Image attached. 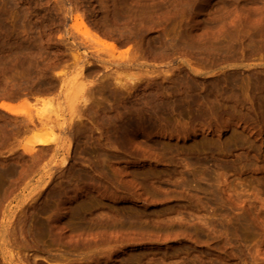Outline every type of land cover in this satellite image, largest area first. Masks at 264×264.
<instances>
[{
	"label": "rangeland",
	"instance_id": "374dc122",
	"mask_svg": "<svg viewBox=\"0 0 264 264\" xmlns=\"http://www.w3.org/2000/svg\"><path fill=\"white\" fill-rule=\"evenodd\" d=\"M197 1L0 0V103L21 111L0 108V264H264V0Z\"/></svg>",
	"mask_w": 264,
	"mask_h": 264
},
{
	"label": "bare ground",
	"instance_id": "6f19581e",
	"mask_svg": "<svg viewBox=\"0 0 264 264\" xmlns=\"http://www.w3.org/2000/svg\"><path fill=\"white\" fill-rule=\"evenodd\" d=\"M111 1H112V0H111ZM190 1H194V0H178V3H175V4H176V5H181V4H182L181 6H183V5H189L188 7H190V5H191V4L189 3ZM198 1H199V0H198ZM198 1H197V2H198ZM100 2H101V1H100ZM100 2H98V3H100ZM108 2H109V0H108ZM114 2H115V1H113V4H114ZM201 2H202V1H201ZM201 2H200V3H201ZM183 3H185V4H183ZM187 3H188V4H187ZM191 3H192V2H191ZM101 4H102V3H101ZM117 4H118V3H116V5H117ZM192 4H193V3H192ZM110 5H111V3H110ZM110 5H109V6H110ZM116 5H115V9L118 8L119 6H120V7H121V6H124V4H123V5H120V4H119V6H116ZM205 5H206V4H205ZM109 6H108V7H109ZM202 6H203V5H202ZM113 7H114V6H113ZM120 7H119L120 11H115L114 8H112L111 10L108 8V9L110 10V12L108 11V12H109V18H108V17L106 18V19H109V21H110V22H108V23H110L108 26H110L111 24H114V23L117 22V21H119V23H120V20H121V19H123V18L125 19V18H126V16H124V14H123L124 11L122 12V10H123L124 8L126 9V8H128V7H126V5L124 6V8H122V7L120 8ZM174 7H175V6H174ZM177 7H178V6H177ZM183 7H184V6H183ZM186 7H187V6H186ZM193 7H194V6H193ZM102 8H103V7H102ZM178 8H180V6H179ZM208 8H209V7H208ZM208 8H207V9H204V10L207 11ZM119 9H116V10H119ZM121 9H122V10H121ZM189 9H190V8H189ZM193 9H195V8H193ZM193 9H192V10H193ZM126 10H128V9H126ZM129 10H130V8H129ZM186 10H187V9H186ZM192 10H191V11H192ZM1 11H2V10H1ZM3 11H4V10H3ZM137 11H138V10H137ZM184 11H185V10H184ZM193 11L196 13L198 10L195 9V10H193ZM208 11H209V10H208ZM97 12H98V11H97ZM108 12H107V13H108ZM138 12H139V11H138ZM138 12H136V10H135V13H138ZM76 13H77L76 15L74 14V23H73L72 26H74V27H78V28H82L83 31H84V32H83L84 35H86L87 37H93L92 35H95V37H96L99 33H97V35H96V34H95L96 32L94 33V32L90 29L89 24H87L88 21L86 22L85 19H84V17H82L81 14H78V12H76ZM107 13H106V14H107ZM124 13H127V12H124ZM140 13H141V12H140ZM103 14H104V13H103ZM106 14H105V15H106ZM191 14H192V13H191ZM2 15H3V14H1L0 17H1ZM105 15H103L104 17L102 16V17H103V18H102V21H104V19H105V17H106ZM128 15H130V14L127 13V16H128ZM192 15H193V14H192ZM3 17H4V16H3ZM3 17H2L1 20H0L1 22H2ZM98 17H99V16H98ZM138 17H140V16H138ZM100 18H101V17H99V19H100ZM4 19H6V18L4 17ZM106 19H105V20H106ZM139 19H144V17L139 18ZM142 21H143V20H142ZM142 21H141V22H142ZM105 22H106V21H105ZM141 22H140V23H141ZM99 23H100V22H98L97 24L100 26L101 23H100V24H99ZM106 23H107V22H106ZM106 23H105V25H106ZM126 23H127V22H126ZM140 23H139V24H140ZM144 23H145V22H144ZM0 24H1V23H0ZM145 24H147V23H145ZM102 25L104 26V24H102ZM119 25H120V24H119ZM137 25H138V24H137ZM140 25H141V28H140L139 25H138L139 27H138V26H137V27L140 28V29L142 30V24H140ZM14 26H15V25H14ZM103 26H102V27H103ZM108 26H107V27H108ZM144 26H145V25H144ZM144 26H143V28H144ZM260 26H261V25H260ZM262 26H263V25H262ZM262 26H261V27H262ZM0 27H1V25H0ZM6 27H7V26H6ZM104 27H105V26H104ZM111 27H112V26H111ZM111 27L109 28V30L111 29V31H112V28L114 27V25H113L112 28H111ZM146 27H147V26H146ZM150 27H151V26H150ZM263 27H264V26H263ZM263 27H262V28H263ZM2 28H3V26H2ZM4 28H5V27H4ZM4 28H3V29H4ZM8 28H9L8 30H10V26H9V25H8ZM105 28H106V27H105ZM117 28H120V27L118 26ZM135 28H136V26H135ZM138 28H137V29H138ZM3 29H2V30H3ZM5 29H6V28H5ZM14 29H15V28H14ZM100 29H101V28H100ZM106 29H107V28H106ZM106 29H105V30H106ZM113 29H115L116 31L118 30V29H116V27L113 28ZM140 29H139V30H140ZM150 29H151V28H150ZM8 30L6 29L5 31H4V30H3V31H4V33H5V32H7ZM109 30L107 29L106 31L109 32ZM134 30H135V29H134ZM141 30H140V31H141ZM146 30H147V28H146ZM146 30H144V32H143L144 35H145ZM148 30H149V28H148ZM0 31H1V30H0ZM12 31H13V30H12ZM14 31H15V30H14ZM14 31H13V32H14ZM96 31H97V30H96ZM100 31H101V30H100ZM111 31H110L109 33H112ZM116 31H115V32H116ZM140 31H139V32H140ZM142 31H143V30H142ZM9 32H10V31H9ZM91 32H93V33H91ZM113 32H114V31H113ZM118 33H121V32H118ZM186 33H187V32H186ZM186 33L184 34V36L187 35ZM189 33H190V32H189ZM137 34H138V33H137ZM139 34H140V33H139ZM148 34H149V33H148ZM192 34H193V33H192ZM144 35H143V36H144ZM150 35H151V34H150ZM196 35H197V34L193 35L192 37H191L190 34L187 35L188 38H189V39L186 38V39H188V43H187L186 39L184 40L183 38H182V39L179 38V39H181V41L184 40L187 44H186L184 41H183V43H184L183 45L181 44L182 42H180V45H176V44H177L176 42H175V44H173V42H172V44H173L174 47H175V45H176V47L178 46V47H180L182 50H185V49L195 50V48L198 50V48H197L198 46H197V45H200V47H199L200 50H214V51H216V49H219V48H220L219 50H223V49L226 50V49H225L226 47H224V45L222 46V44H220V43H219L218 45H216L218 42L215 44L214 42L212 43V42H209V41H208L209 43H212V45H213V44L216 45V46L213 45V47H218L219 45H221V46H219L218 48H212V49H210L211 44H210V47H208L209 44H208V45H207L206 43H205V44H201V43H204V42H202V40H204V38L198 35L199 37L197 36L198 38L196 39ZM99 36H100V34H99ZM136 36H137V35H136ZM182 36H183V35H182ZM184 36H183V37H184ZM187 36H186V37H187ZM194 36H195V37H194ZM6 37H7V36H6ZM83 37H84V36H83ZM97 37H98V36H97ZM147 37H148V36H147ZM142 38H143V37H142ZM145 38H146V37H145ZM148 38H149V37H148ZM191 38H192V39H191ZM199 38H200V39L202 38V40H200ZM151 39H152V37H151ZM179 39L177 40V41H178V44H179ZM190 39H191V41H189ZM198 39L200 40L201 43L198 42V41H199ZM143 40H144V39H143ZM207 40H208V39H207ZM3 41H4V40H3ZM3 41H1V42H3ZM7 41H8V40H7ZM5 42H6V41H5ZM146 42H147V41H146ZM163 42H164V41H161V39H158V38H157L156 41H154V39L151 40V41L149 40L148 43H147V49L149 48L148 50H153V48H154V49L156 50L157 47H160L161 44H163ZM205 42H207L206 39H205ZM208 42H207V43H208ZM259 42L261 43V46H259L258 48H263V47H264V38H261V39L259 40ZM7 43H8V42H7ZM16 43H17V42H16ZM76 43H77V42H76ZM170 43H171V42H170ZM170 43H169V44H170ZM0 44H1V43H0ZM22 44H23V43H22ZM88 44H90V43H88ZM139 44H140V43H139ZM139 44H138V45H139ZM141 44H142V42H141ZM165 44H166V43H165ZM167 44H168V43H167ZM169 44H168V45H169ZM172 44H171L169 47H171ZM2 45H3V44H2ZM7 45H8V44H7ZM7 45H6V46H7ZM19 45H20V44H19ZM77 45H78V43H77ZM77 45L75 44V42H72V45H70V46H72V49H71V50H75V49H73V47L75 48V46H77ZM138 45H137V46H138ZM145 45H146V44H145ZM168 45H167V46H168ZM181 45H182V46H181ZM3 46H4V45H3ZM12 46H13V45H12ZM79 46H80V45H79ZM79 46H77V47L79 48ZM140 46L142 47V45H139L138 47L135 46V47H136L137 50H138V48H139ZM167 46H163V47H165V49H166V48H168ZM196 46H197V47H196ZM4 47H5V46H4ZM13 47H14V46H13ZM77 47H76V48H77ZM109 47H110L112 50H116V49H117V46H116L115 44H110ZM141 47H140V49H142ZM174 47H173V48H174ZM222 47H224V48L221 49ZM250 47H251V46H250ZM69 48H70V47H69ZM143 48H144V46H143ZM171 48H172V47H171ZM171 48H170V49H171ZM5 49H6V48H5ZM18 49H20V48L18 47ZM140 49H139V50H140ZM159 49H161V48H159ZM181 49H180V50H181ZM252 49L255 50L254 47H253ZM256 49H257V48H256ZM142 50H146V46H145V49H142ZM163 50H164V48H163ZM167 50H169V49H167ZM176 50H179V49L177 48ZM219 50H218V51H219ZM259 50H260V49H259ZM76 52H77V51H76ZM76 52H75V53H76ZM73 53H74V52H73ZM78 53H79V52H78ZM133 53H134V52H133ZM0 55H1V54H0ZM14 55H15V54H14ZM72 55H73V54H72ZM135 55H136V54H135ZM2 57H3V55H2ZM2 57H1V58H2ZM72 57H74V58H73L74 61H76V62L78 61L79 64H80V62L82 61V60H81V57H80V54H79V55H78V54H74V56H72ZM85 58H86V57H83L84 60H85ZM132 58H133V57H132ZM80 60H81V61H80ZM96 61H98V60L96 59ZM74 63H75V62H74ZM83 63L88 64L87 62H83ZM91 63H92V62H91ZM91 63H89L88 65H90ZM93 63H95V62H93ZM93 63H92V64H93ZM101 63H102V61H101ZM76 64H77V63H76ZM86 64H84V65L87 66ZM126 64H127V63H126ZM102 65H103V64H102ZM77 66H78V65H77ZM85 66H84V67H85ZM81 67H82V66H81ZM92 67H93V65H92ZM82 68H83V67H82ZM85 68H86V67H85ZM89 68H90V67H89ZM26 69H27V68H26ZM86 69H88V66H87ZM93 69H94V68H93ZM82 70H83V69H81V70L79 71V73L82 74ZM88 71H89V70H88ZM35 73H37V72H35ZM79 73H78V75H79ZM26 74H27V73H26ZM38 74H39V73H38ZM27 75H28V74H27ZM83 75L85 76L84 73H83ZM83 75H82V76H83ZM32 76H33V74H32ZM86 76H87V74H86ZM234 78H235V77H234ZM234 78H233V80H234ZM236 80H237V79H236ZM236 80H234V81H236ZM258 80H259V79H258ZM262 81H263V80H262ZM262 81H260V82H262ZM236 82L239 83L238 81H236ZM257 82H258V81H257ZM81 83H82V82H81ZM81 83H80V84H81ZM263 83H264V82H263ZM84 84H85V83H84ZM232 84H234V82L231 83V85H232ZM258 84H259V82H258ZM261 84H262V83H261ZM261 84H260V85H261ZM188 85L191 86V85H193V84L191 83V85H190V84H188ZM231 85H229V86H231ZM235 85H236V84H234V86H235ZM263 85H264V84H263ZM81 86H82V85H81ZM101 86H102V85H101ZM121 86H124V85L121 84ZM126 86H127V85H126ZM179 86H181V83H180ZM182 86H184V83H183ZM185 86H186V85H185ZM193 86H194V87H193L194 89L197 87L196 85H193ZM261 86H262V85H261ZM174 87H176V86H174ZM174 87H171V88H174ZM177 87H178V86H177ZM191 87H192V86H191ZM259 87H260V86H259ZM262 87H264V86H262ZM83 88H85L84 85H83ZM127 88H128V87H127ZM171 88H170V89H171ZM89 89H91V88H88V89H87V87H86L87 94H88V91H90ZM186 89L189 90L190 87H189V89H188V86H187ZM186 89H185V90L183 89V93H185ZM191 89H192V88H191ZM229 89H231V88H229ZM260 89H261V87L259 88V90H260ZM91 90H93V89H91ZM174 90H175V88H174ZM181 90H182V88H181ZM262 90H264V89H261V91H262ZM167 91H168V90H167ZM171 91H173V89H172ZM171 91H169V94H168L169 96L171 95L170 93H172ZM177 91H178V90L176 89L175 92H176V93H179V92H177ZM179 91H180V88H179ZM223 91L225 92V89H223ZM92 92H93V91H92ZM259 92H260V91H259ZM154 93L157 94L156 92H154ZM91 94H92V93H91ZM158 94H160V93H158ZM172 94H174V93H172ZM185 94H187V92H186ZM259 94H260V93H259ZM263 94H264V92H263ZM263 94L261 93V96H262ZM168 95H167V96H168ZM183 95H184V94H182V96H183ZM206 95H207V94H206ZM206 95H205V96H206ZM208 95H209V93H208ZM210 95H211V94H210ZM210 95H209V96H210ZM153 96H155V95H153ZM156 96H157V95H156ZM159 96H160V95H159ZM159 96H158V98L160 99ZM162 96H163V95H162ZM172 96H173V95H172ZM174 96H175V94H174ZM182 96H181V98H182ZM186 96H187V95L183 96V98H182L183 100L178 99V102L175 100L176 105L179 103L180 100H181L182 103H183V101H185L184 98H185ZM85 97L88 98L87 96H85ZM145 97H146V96H145ZM164 97H166V96H164ZM178 97H180V96H178ZM203 97H204V96H203ZM206 97H207V96H206ZM210 97H211V96H210ZM86 98H85V100H84L85 102L83 101V103H84L83 105L85 106V108L90 107V109H92L93 104H94V103H92L93 100L91 99L92 101H90V99L88 100V99H86ZM154 98H155V97H154ZM156 98H157V97H156ZM167 98H168V97H167ZM173 98H174V97H173ZM188 98H189V95H188ZM218 98H219V97H218ZM254 98H256V97H254ZM145 99H146V98H145ZM145 99H144V101H145ZM169 99H170V98H169ZM169 99H168V100H169ZM250 99H251V98H250ZM256 99H258V97H257ZM37 100H40V99H37ZM42 100L44 101V99H42ZM42 100H41V102H42ZM168 100H164V99L162 98L161 102H164V103H162V104H167V103H168ZM170 100H171V99H170ZM187 100H188V99H187ZM190 100H192V99L189 98L188 101H190ZM218 100H219V99H218ZM218 100H217V101H218ZM252 100H253V98H252ZM47 101L49 102V100H47ZM47 101H44V102H47ZM51 101H52V99L50 100L49 103L47 102L46 104H51ZM147 101H148V102L151 101V98H150V99L148 98V100H146V102H147ZM152 101H153V99H152ZM157 101H159V100L157 99ZM172 101H173V99H172ZM172 101L169 103V105L172 103ZM52 102H54V101H52ZM90 102L92 103V107L89 105V104H91ZM159 102H160V101H159ZM159 102H158V103H159ZM186 102H187V101H186ZM219 102H220V101H219ZM255 102H256V101H255ZM99 103H100V102H99ZM144 103H145V102H144ZM149 103H150V102H149ZM149 103H148V104H149ZM154 103H157V102H154ZM154 103H153V104H154ZM180 103H181V102H180ZM182 103H181V104H182ZM190 103H191V101H190ZM253 103H254V102H253ZM100 104H101V103H100ZM150 104H151V103H150ZM150 104H149V105H150ZM159 104H160V103H159ZM181 104H180V107L183 105V104H182V105H181ZM185 104H186V103L184 102V105H185ZM255 104H256V103H255ZM44 105H45V104H44ZM83 105H82V108H84ZM96 105H98V104L96 103ZM124 105H125V104H124ZM154 105H155V104H154ZM154 105H153V107H154ZM160 105H161V104H160ZM160 105H159V106H160ZM172 105H173V104H172ZM252 105H254V104H252ZM45 106H46V105H45ZM125 106H127V105H125ZM125 106H124V107H125ZM178 106H179V104H178ZM43 107H44V106H43ZM127 107H128V106H127ZM141 107H142V106H141ZM161 107L164 108L163 105H162ZM0 108H1V109H4V110H6V111H9V112L12 113V114H21V111H20V110H17L14 106H12L11 104H9L8 102H5V101H2V102L0 103ZM95 108H96V109H95ZM95 108H94L95 110L98 109L97 106H96ZM100 108H101V107H100ZM103 108H104V107H102L101 110H102ZM144 108H145V107H144ZM144 108H143V109H144ZM158 108H159V107H158ZM158 108H157V109H158ZM165 108H166V105H165ZM208 108H210V107H208ZM208 108L206 109V111L203 110L202 112H203V113L211 112L212 109H208ZM70 109H71V108H70ZM80 109H81V108H80ZM80 109H79V110H80ZM87 109H88V110H87ZM87 109H86L87 113L90 112V114H91L93 109H92V110H89V108H87ZM140 109H142V108H140ZM140 109H139V110H140ZM143 109H142V110H143ZM159 109H160V108H159ZM79 110H78V111H79ZM83 110H84V109H83ZM142 110H141V111H142ZM155 110H156V107H155ZM162 110H164V109H162ZM104 111H105V109H104ZM143 111H144V110H143ZM143 111H142V112H143ZM153 111H154V109H153ZM156 111L159 112V110H156ZM160 111H161V109H160ZM70 112H71V111H70ZM80 112H81V111H80ZM84 112H85V111H84ZM93 112H94L95 114H97L95 111H93ZM98 112H99L98 114H100V111H98ZM101 112H102V111H101ZM126 112H127V111H125V113H126ZM145 112H146V111H145ZM87 113H86V114H87ZM103 113H104V112H103ZM103 113H102V115H101L102 118H103V115H105V114H103ZM140 113H141V112H140ZM154 113H155V112H154ZM42 114H44V113H42ZM71 114H72V113H70V118L72 117ZM75 114H76V113H75ZM82 114H83V111H82ZM84 114H85V113H84ZM86 114H85V115H86ZM157 114H158V113H157ZM159 114H160V113H159ZM26 115H28V112L26 113ZM38 115H39V114H37L36 117H37ZM110 115H111V113H110ZM124 115H126V114H124ZM19 116H20V115H19ZM39 116H40V115H39ZM45 116H46V115H44V119L46 118ZM78 116H79V115H78ZM20 117H21V116H20ZM23 117H24V116H23ZM41 117H42V116H41ZM41 117H38V123H39V124H41L40 122L43 121V120H42L43 118H41ZM75 117H77V116H74V117H72V118L76 119ZM80 117H82V116H80ZM25 118H27L25 122H28V123H25V122H24V123L26 124V126H25V124H23V123H22V124L26 127V129H29V125H36L35 122L37 121V120H36L37 118L35 119V116H34V118H33L32 114H31V116L28 115V116L25 117ZM70 118H69V119H70ZM100 118H101V117H100ZM111 118H113V116H112ZM111 118H110V119H111ZM69 119H67V120H68L67 123L70 122V123H69L70 125H68V124H67V125H68V126H71V125L73 124V121H75V120H72V119H71L72 121H70ZM77 119H80V118L77 117ZM23 120H24V119H23ZM23 120H22V122H23ZM35 120H36V121H35ZM102 120H105V118L102 119ZM20 121H21V120H20ZM20 121H19V122H20ZM46 121H47V119H46ZM109 121L111 122L112 120H109ZM14 122H15V121H14ZM71 122H72V124H71ZM75 122L78 124L77 120H76ZM126 122H127V121H126ZM11 123H13V122H11ZM16 123H17L18 125H17V128H15V129H18V126H19V124H21V123H18V122H16ZM45 123H46V122H45ZM53 123H54V122H53ZM59 123L61 124V122H59ZM59 123H58V125H59ZM80 123H81V122H80ZM103 123H104V122H103ZM43 124H44V123H43ZM127 124H128V123H127ZM41 125H42V124H41ZM74 125H75V124H74ZM74 125H73V126H74ZM109 125H110V124H109ZM15 126H16V125H15ZM24 126H23V127H24ZM47 126H49L48 123H47L46 126L43 125V127H47ZM51 126H52L51 128H50V126H49L50 129L53 128V125H52V124H51ZM59 126H60V125H59ZM12 127L14 128V126H12ZM54 127H55V126H54ZM74 127H75V126H74ZM74 127H73V128H74ZM107 127H108V123H107ZM31 128L36 129L34 126H32V127H30L29 132L31 131ZM75 128H76V127H75ZM75 128H74V129H75ZM6 129H7V127H6ZM6 129H5V130H6ZM10 129H11V128H10ZM21 129H22V128H21ZM50 129H49V130H50ZM54 129H55V128H54ZM79 129H80V128H79ZM109 129H110V128H109ZM109 129H108V130H109ZM125 129H126V128H125ZM3 130H4V129H3ZM19 130H20V128H19ZM41 130H42V129H41ZM43 130H45V129H43ZM46 130L48 131L47 133H46V131H45V132L43 131V133L40 132L39 134H35V135L33 134V137L30 138L31 140L27 141V142L24 144V146H22V147H23V150L25 151L26 154H27V153H28V154L30 153V155H31V153H33V150L35 149L36 146H45V147H46V146H49V145L52 143V141H53V140H51L52 138L48 137V136L50 135V134L48 135V133H49L48 128H47ZM70 130L73 131L72 127L69 129L68 134L70 133ZM80 130H81V129H80ZM7 131H10V130H7ZM12 131H13V130H12ZM15 131H16V130H15ZM24 131H26V130H24ZM24 131H23V132H24ZM72 131H71V133H74V132H75V131H74V132H72ZM76 131H77V130H76ZM104 131H105V130H104ZM123 131H124V129H123ZM5 132H6V131H5ZM20 132H21V131H20ZM20 132H19V133H20ZM26 132H27V131H26ZM50 133H51V132H50ZM71 133H70V136H71ZM75 133H76V132H75ZM78 133H80L79 130H78ZM10 134H11V133H10ZM12 134H13V133H12ZM16 134H17V133H16ZM16 134H14V135L16 136ZM20 134H22V133H20ZM76 134H77V133H76ZM106 134H107V131H106ZM73 135H74V134H73ZM108 135H109V134H108ZM123 135H124V132H123ZM11 136H12V135H11ZM18 136H20V135H18ZM74 136H75V135H74ZM125 136H126V135H125ZM125 136H124V137H125ZM6 137H9V135L6 136ZM108 137H110V135H109ZM111 137H112V136H111ZM9 138H11V137H9ZM13 138H16V137L12 136V139H13ZM17 138H18V137H17ZM5 139H8V138H5ZM12 139H11V140H12ZM54 139H55V138H54ZM107 139L110 140V138H107ZM17 140H18V139H17ZM17 140L14 139L13 141L15 142V141H17ZM111 140H113V138H112ZM111 140H110V141H111ZM14 142H13V143H14ZM104 144L106 145V143H104ZM104 144H103V145H104ZM107 144H108V143H107ZM112 144H113V143H112ZM114 144H115V143H114ZM52 145H53V144H52ZM110 145H111V144H109V146H110ZM109 146H108V147H109ZM111 146H112V145H111ZM111 146H110V147H111ZM113 146H115V145H113ZM51 147H52V146H51ZM53 147H54V146H53ZM46 148H47V147H46ZM48 148H50V146H49ZM104 148H105V146H104ZM111 148H112V147H111ZM111 148H110V149H111ZM107 149H108V148H107ZM110 149H109L108 151H111ZM104 150H105V149H104ZM112 150H113V148H112ZM108 151H107V153H108ZM105 152H106V151H105ZM112 153H113V152H112ZM108 154H111V153H108ZM108 154H107V155H108ZM102 155H104V153H103ZM102 155H101V156H102ZM33 156H34V155H33ZM104 156H105V155H104ZM108 156H110V155H108ZM35 157H36V156H35ZM35 157H34V158H35ZM39 157H41V155H40ZM34 158H33V159H34ZM66 160H67V159H66ZM64 161H65V159H64ZM103 161H104V160H103ZM65 162H66V161H65ZM65 162H64V163H65ZM104 162H105V161H104ZM68 204H69V203H68ZM65 206H66V205H65ZM74 209H75V208H74ZM73 212H75V211H73ZM73 212H71V213H73ZM77 212H78V211H77ZM36 227H37V226H36ZM42 227H43V225H42ZM42 227H41V228H42ZM24 228H25V227H23V229L20 230V231H23ZM41 228H40V229H41ZM45 230H46V229H45ZM47 230H48V229H47ZM34 231H35V230H34ZM39 231H40V230H39ZM42 232H43V231H42ZM38 234H40V232H39ZM41 234H42V233H41ZM21 236H22V234H21ZM40 236H43V235H40ZM22 239H24V238L22 237ZM41 239H42V238H41ZM39 240H40V239H39ZM27 242H28V241H27ZM30 242H31V241H30ZM40 242H41V241H40ZM40 242H39V243H40ZM47 244H48V243H47ZM28 246H29V245H28Z\"/></svg>",
	"mask_w": 264,
	"mask_h": 264
}]
</instances>
